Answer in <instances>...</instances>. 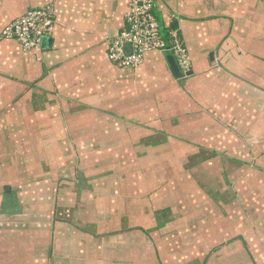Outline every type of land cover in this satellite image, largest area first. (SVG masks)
Returning <instances> with one entry per match:
<instances>
[{
    "label": "crops",
    "instance_id": "crops-1",
    "mask_svg": "<svg viewBox=\"0 0 264 264\" xmlns=\"http://www.w3.org/2000/svg\"><path fill=\"white\" fill-rule=\"evenodd\" d=\"M128 4L0 0V31L29 9L54 12L39 50L0 40V264H118L117 237L158 242L166 225L192 252L180 264H264V186L234 189L232 173L239 166L235 182L247 181L240 135L264 131V0H153L160 34L175 32L188 52L182 76L169 49L146 52L136 68L108 59L107 38L123 28ZM62 150L75 157L67 173ZM187 182L191 200H212L198 228L166 224L167 191ZM73 207L79 219L65 215ZM158 211L169 221L154 219ZM125 212L146 224L119 232ZM43 229L52 231L48 243L26 240L25 231Z\"/></svg>",
    "mask_w": 264,
    "mask_h": 264
},
{
    "label": "rangeland",
    "instance_id": "rangeland-1",
    "mask_svg": "<svg viewBox=\"0 0 264 264\" xmlns=\"http://www.w3.org/2000/svg\"><path fill=\"white\" fill-rule=\"evenodd\" d=\"M259 106H260V108H262V105H258V107ZM238 131H239L238 133H242L240 130H238ZM240 136L243 139L242 140L243 149L248 150V152H249V153H246L245 150H243V152H239L238 148L236 150L237 154L240 157H243L244 159H249L248 167L243 166V168L246 169L245 173H251L252 168H259V167L264 168V164H263L264 163V156H262V155H264V131L263 132L250 133V134L245 133V134H241ZM58 138H60V137H58ZM85 152H87V151H85ZM61 153H62V157L65 158L64 163L67 162V166L64 165V167L62 166L61 168H63V171H65V173H67L68 171H70V168H71V165L68 166V164L70 162V159H72V157L74 156V154H73V152L68 151V150H62ZM89 153H91V151ZM116 155H117V151H116ZM260 156H262L263 158H260ZM110 157L111 156H109L108 158H103V159H105V162H108L111 164L112 159ZM255 157H257L259 160H256ZM73 158H75V157H73ZM103 159H101V160H103ZM255 160H256V162H258V164L254 163ZM112 167H114V165ZM32 168L34 169V167H32ZM200 171H202V170H200ZM243 172H244V170H241L240 172L235 170V174H233V180L236 181L237 179H239L242 176ZM214 173L219 174V168ZM116 174H120V171H116ZM187 174L190 175L189 176L190 180L194 179V181H197L198 177L195 174L198 175V171H196V173H195L191 169L190 171L187 172ZM24 177H26V176H24ZM217 180H220V178H217ZM235 181H233V186H236V188H234V189H239V187ZM116 184H118V183L116 182ZM173 184H175V182H173ZM121 186H123V184H121ZM192 186H194V184H192V182H187L186 189L183 192L178 193V192H173V190L167 191L169 198L167 199L166 207L170 208L172 213H174V214H173L172 219L170 221H169L168 217H160L162 220L161 222L169 221L166 224L173 223L175 225V227L177 224H180L181 226H183L182 223H184L185 225H189L190 228H192V227L198 228L199 225H203V223H206L207 215H204V212H205V210L208 209V207H210V206L213 207L212 200L207 198L204 194L203 195L194 194L193 200H191L190 198H192L191 197L192 195L187 193V192H189L193 188ZM117 190H118V188L116 189V191ZM32 194H34V193H32ZM29 198H31L30 195L26 196L25 199H29ZM58 198L55 200V202H56L55 209L57 207V210H58L57 213L59 215L60 208L64 209V207L66 205H65V203L64 204L60 203V202H62L60 196H58ZM45 200L47 202V198ZM238 200H240L242 202L245 199H238ZM58 202L60 204L59 205L60 208H58ZM235 202H236V200H234V203ZM241 202L238 203V205H241ZM252 202L256 205L258 204V202L262 203L261 200H259V199H250V203H252ZM170 209H168V210H170ZM77 212H78V210H77ZM77 212L75 211V207H73L70 211L66 210L65 215H69L72 218L79 219L77 216L79 213H77ZM121 212H122V208H121ZM140 212H139L138 218H137V213L131 214V217H129V214L127 212L120 214V217H121V221H120L121 228L120 229H122V228L125 229V227H129V225H131L132 223H135V222H142L143 224H146V221H144L146 218L144 216H142L140 214ZM65 215L62 213V214H60L59 217L65 218V217H67ZM25 217L28 220H30V218H31V216H29V215L25 216ZM128 217L130 220L128 219ZM10 218H11V216H10ZM116 219H117V217H116ZM166 227H168L167 230H163L165 227L163 229L161 228L162 229V234H161L162 236L159 235V238L162 239V241H160V239H159L158 242L155 241L154 237H152L150 235H146V234H141L138 238V237H136L137 235L134 232H133L134 234H132V235L127 234L126 237H122V239L117 237L116 239H119V241L121 243H124V244H121L120 246L116 245V254H120L122 256V261L119 262L118 264H130V263H132V261H135L136 258L134 260L129 261V262H125L126 260H123V258L128 259V258H132L135 255H137V257H142V258H138V260L136 261V264H180L183 260L192 258V252L191 251H184L183 249H181V247H177V238H179V237L182 238V235H178L177 231H175L176 230L175 228L171 229L170 228L171 226H167V225H166ZM119 232L123 233V231H119ZM126 232H128V230L125 231L124 233H126ZM183 232L185 233L184 230H183ZM130 233H132V232H130ZM32 234L34 235V237H40V239H39L40 242L48 243V238H50V234H52V231L49 229H47V230L43 229L40 231L39 230L25 231L26 240L29 239L27 236L31 237ZM190 236L191 237H189V239L192 240L193 235H190ZM77 238H76V240H77ZM147 238H149V239H147ZM185 239L187 240L188 237ZM135 241H138L139 244L133 245V243ZM159 242H160V244H159ZM147 244H148V246H145ZM140 248H142L143 250L137 251ZM33 250H36V247H34ZM9 252H10V256H11L12 252L11 251H9ZM31 254H33V253L30 252V255ZM36 255H38V254H36ZM154 256H156V260H155ZM26 258H28V257H25V259ZM80 264H83V262H81ZM133 264H135V263H133Z\"/></svg>",
    "mask_w": 264,
    "mask_h": 264
},
{
    "label": "built area",
    "instance_id": "built-area-1",
    "mask_svg": "<svg viewBox=\"0 0 264 264\" xmlns=\"http://www.w3.org/2000/svg\"><path fill=\"white\" fill-rule=\"evenodd\" d=\"M53 7L32 8L7 23L0 31L1 39H14L24 51L39 50L42 38L50 31ZM124 25L107 38V57L120 67L136 68L148 51L169 49L180 71L187 72L191 60L175 32L161 36L153 14V0H129L123 14Z\"/></svg>",
    "mask_w": 264,
    "mask_h": 264
},
{
    "label": "trees",
    "instance_id": "trees-1",
    "mask_svg": "<svg viewBox=\"0 0 264 264\" xmlns=\"http://www.w3.org/2000/svg\"><path fill=\"white\" fill-rule=\"evenodd\" d=\"M162 36V35H161ZM163 38H165V39H167L168 38V36H163ZM235 169H237V171H240V168H239V166L238 167H234V170L232 171V173L233 174H235ZM237 173V172H236ZM255 175H257V176H259V177H256ZM252 176H254L253 178H251ZM262 178H264V168L263 167H259V168H252L251 169V173H248V175H247V177L245 178V185L242 183V182H236L237 183V185H238V187L239 186H241L242 188H245L246 187V184L248 185V186H250V185H252L253 187L257 184V182H258V184L256 185V186H264V181L263 180H260V179H262ZM258 179V180H257ZM260 180V181H259ZM230 185H231V183H230ZM262 186H261V188H262ZM233 188H236V186H233ZM239 189H240V187H239ZM164 214H163V212H156L153 216H154V219H156V218H158V217H162ZM141 230L140 228H133V227H129L128 229H121L122 231H131V230ZM142 231H144V229L142 230Z\"/></svg>",
    "mask_w": 264,
    "mask_h": 264
},
{
    "label": "water",
    "instance_id": "water-1",
    "mask_svg": "<svg viewBox=\"0 0 264 264\" xmlns=\"http://www.w3.org/2000/svg\"><path fill=\"white\" fill-rule=\"evenodd\" d=\"M174 62H175V61H174ZM175 65H176V68H175V67H172V71H173V73H174L175 75H177V76H182V75H184L183 73H181L180 70L178 71L179 68H178L176 62H175Z\"/></svg>",
    "mask_w": 264,
    "mask_h": 264
}]
</instances>
